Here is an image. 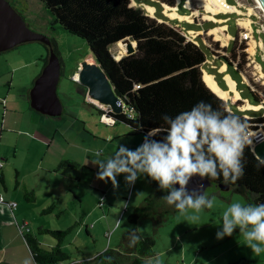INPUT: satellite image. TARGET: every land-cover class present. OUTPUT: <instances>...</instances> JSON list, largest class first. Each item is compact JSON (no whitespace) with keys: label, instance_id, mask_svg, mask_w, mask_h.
<instances>
[{"label":"rangeland","instance_id":"1","mask_svg":"<svg viewBox=\"0 0 264 264\" xmlns=\"http://www.w3.org/2000/svg\"><path fill=\"white\" fill-rule=\"evenodd\" d=\"M6 1L30 30L56 40L58 58L61 60L56 92L62 105V113L53 118L72 122L68 129L73 136L77 132L80 134L82 130L90 132L95 129L103 134H105L104 130L108 129L115 130L113 133L132 132L122 123L108 126L100 122L96 108L85 98L87 92L85 86L72 79V75L79 71L82 64L85 63L87 66L96 64L85 40L67 32L55 23L53 15L41 0ZM154 1L163 5L157 0ZM130 4L144 10L141 5L133 4L132 1ZM160 18L156 19L178 26L187 39L207 49L214 64L244 79L243 84L238 83L239 94L233 95L227 90L224 81L207 74L206 66H201L203 73L219 82L235 111L243 114L245 118L264 116L262 112L264 104V12L258 8L255 0H180V6L177 8L161 6ZM236 37L237 43L234 46ZM126 42H129V39L124 41V45L117 43L110 47V52L116 60L125 55ZM33 46L39 48L34 53L40 54L41 51L43 59L48 55L42 43L33 41L20 44L0 56L21 52V54L18 53L17 58L29 59L33 55ZM242 47L244 50L241 49ZM232 48L235 49L236 55L245 54V64L239 72H236L233 66L228 65L222 57L230 56ZM235 62H238V59H235ZM39 65L42 67L43 61H40ZM31 73L32 68L25 67L16 70L9 77L5 76L6 82L12 81V84L18 86L13 88L15 96H27L32 85L28 86L29 90L26 92V87L22 84H33L35 78L31 82ZM3 78L0 77V80ZM248 88L257 93L261 100H252ZM0 98H5V96ZM16 107L19 108V106ZM263 125L258 124V129L263 130L261 127ZM9 136L14 138L15 134ZM143 138L142 134L134 133L128 136L125 144L120 136L113 141L112 138H108L107 143L101 141L103 138L96 140L90 138L89 142H92L91 149L96 147L94 142L99 147L105 144L104 153L102 149L98 150L102 151L101 156L106 159L114 155L119 144L128 147V144L133 143V147L136 148L143 142ZM96 150L92 152L90 150L88 153L89 168L86 166L83 168V164L76 162L75 159L77 156L82 163L83 153L80 154L79 150L70 146L62 149L64 156L55 162L58 174L42 175L44 180H40L31 173V165L23 169L25 164L22 162L24 156L22 151H17L15 166L13 164L9 166V163H6V168L2 169L6 178L4 185L0 183V192L4 197L6 198L7 195L13 197L18 206L21 203L35 208L31 211L29 208L26 211L28 212V224L32 227L34 234H37V228L40 226L64 230L80 221L64 238L63 250L73 253L70 260L64 264L73 261L80 262L81 253L86 255L96 246L101 249L102 244L105 245L101 251L107 247L115 248L114 245L119 244L117 241L120 240L121 234L130 228H135L142 237H154V250L156 255H160L161 264H264V252L259 256L252 253L238 229L234 230L231 236L216 238V233L220 230L222 223L223 212L234 202L247 204L245 196L231 189L220 193L215 185H209L206 188V194L209 198H214L213 207L199 213L198 220L192 221L188 215H182L176 211L167 215L162 225L153 232L149 218H143L137 224H130L127 221V214L152 191L146 177L138 178L134 184H128L124 174L118 175V187H113L108 180H98L96 178L98 167L93 164L98 159ZM41 152L43 153V150ZM94 152H96L95 155H91ZM62 160L79 164L57 167ZM17 171L23 175L21 183H25V190L15 186ZM26 192H32L36 200L28 202L29 200L24 197ZM49 194L59 196L61 200L58 207L55 206L51 213L43 214L36 208L41 201L46 200ZM118 220L120 227L116 228ZM38 235L41 240L45 238L47 241L55 242V239L48 234Z\"/></svg>","mask_w":264,"mask_h":264},{"label":"trees","instance_id":"2","mask_svg":"<svg viewBox=\"0 0 264 264\" xmlns=\"http://www.w3.org/2000/svg\"><path fill=\"white\" fill-rule=\"evenodd\" d=\"M41 1L53 15L55 23L85 40L96 64L102 68L110 81L115 95L131 110V118L122 113L114 114L115 123L128 126L132 133L145 137L151 129H163L166 127L162 119L164 115L174 117L180 112L190 110L200 101L211 104L213 109H219L226 114L230 111L245 121L249 130L258 129V124H264V116L245 118L243 114L235 111L226 92L214 79L224 81L229 93L238 95V83L245 82L240 75L214 64L208 50L187 39L178 26L157 20L161 19V6L177 8L180 6V0H157L163 5L154 0ZM130 1L141 5L144 10L132 6ZM127 39L135 41V52L127 54L128 51L124 48L125 55L116 60L110 52V47L117 43L124 45ZM236 43L237 37L234 46ZM43 46L47 51L51 48L58 56L55 39L50 38L49 47L44 44ZM241 49L244 50V47ZM47 57L48 55L43 59L44 64ZM222 57L236 72L241 71L245 64V54L236 55L234 48L231 49L230 56ZM235 59H238V62H235ZM59 61L61 63L60 59ZM203 65L206 66V73L214 78L202 72ZM249 93L252 100H261L257 93L250 90ZM262 109L264 112V104ZM261 127L264 130V125ZM251 132L255 135L252 137V144L244 149V175L235 183L225 182L222 176L219 179L206 178L211 182L210 185H215L217 189L218 184L229 185L233 192L245 196L247 204H264V162L257 159L250 149L254 146L256 138H263L264 133L261 130ZM160 135L153 138L159 140ZM66 165L76 164L62 160L57 167ZM146 179L152 191L127 214V221L137 224L139 220L149 218L154 232L162 225L167 215L178 210L162 199L167 193L160 190L156 182L147 177ZM0 183L3 184L1 174ZM221 192L223 190H220ZM204 193L206 194V190ZM219 196L223 197L221 194ZM24 197L29 201L34 199L32 192H26ZM53 208L54 205L51 204L42 209V213H47ZM76 224L78 223L64 230L40 226L37 228V234L28 231L24 237L34 264H59L69 261L70 255L62 249V243ZM133 231L140 237L134 245L130 241V233ZM38 234L50 235L55 239L54 245H40ZM154 246L153 236L142 237L135 228H130L121 234L118 247H107L78 264H146L149 258L156 256ZM70 263L77 264L74 261Z\"/></svg>","mask_w":264,"mask_h":264},{"label":"clouds","instance_id":"3","mask_svg":"<svg viewBox=\"0 0 264 264\" xmlns=\"http://www.w3.org/2000/svg\"><path fill=\"white\" fill-rule=\"evenodd\" d=\"M162 119L166 127L151 129L134 150L119 144L114 155L96 159L93 162L98 167L96 178L118 187V175L124 174L128 184L147 177L167 193L162 199L168 205L196 221L199 213L213 207L214 198H209L200 186L189 191L190 180L222 176L225 182L235 183L244 175V149L252 144L255 134L238 116L213 109L204 101ZM157 135L161 136L159 140L153 138ZM96 155L99 157L101 153ZM119 227L118 220L116 228ZM236 229L252 253L259 256L264 252V204H230L222 214L216 238L231 236ZM139 240L135 231L130 233L132 245ZM146 264H161L160 255L149 258Z\"/></svg>","mask_w":264,"mask_h":264},{"label":"crops","instance_id":"4","mask_svg":"<svg viewBox=\"0 0 264 264\" xmlns=\"http://www.w3.org/2000/svg\"><path fill=\"white\" fill-rule=\"evenodd\" d=\"M33 47L34 48L32 56L34 57L31 56L29 59H24L23 57L17 58L18 55L21 54V52H17L14 55L0 56V77H4L0 80V97L5 96V98H0V174L2 175L3 185L5 184L6 176L4 175L2 169H4L6 163H9V166H12V164L13 166H15L14 164H16L17 151H22V153H24L22 162L25 165L23 169L31 165V173H33L34 176L36 175L37 177H39L40 180H44V177H42V175L58 174V171L55 167V162H58L64 156V152L62 151V149H67L68 146L75 147L80 151V154H84L82 163L81 161H79L77 156H75V159L77 160L76 162H80V164H83V168H89L88 153L90 152V150L92 152L94 149H97L96 151L103 154V147L105 146V144H103L102 147H99L97 146L96 142H94L96 147H94V149H91L92 142H89L90 138L92 140L103 138L101 141L107 143L108 138H112L113 141L120 136L122 137V139H124L123 144H125L128 136L130 134H134L128 131L123 133H113L115 130L112 131L109 129L104 130L105 134H103L95 129V131L90 132L88 130H82L80 134L77 132V134L73 136L72 132H70V129H68L72 122H69L67 120H55V118L53 117H58L59 115L48 116L33 110L29 106V92L27 93V96H15L13 94V88L18 86L12 84V81L6 82L7 80L5 79V76L9 77V75L13 74L16 70H20L21 68L31 67L32 82V80L38 76L40 70L44 66L41 51L40 54L34 53L36 49L39 48H35V46ZM10 50H12V48L0 52V55ZM40 61H43L42 67H40L39 65ZM22 85L26 87L27 92L29 90L28 86H31L32 84ZM16 106H19V108ZM58 121H61V123H58ZM115 125L116 123L111 126ZM11 134H15V137L11 138L9 136ZM130 147H132L133 150L135 149L133 147V143L128 144V148ZM99 148L103 150V153L102 151L98 150ZM41 150H43V153L41 152ZM95 153L96 152L91 153V155H95ZM97 158L104 159V157L101 155ZM76 164L78 165L79 163ZM22 178L23 175L19 171H17L15 186L18 189L21 187V189L25 190V183H21ZM34 179L36 178L34 177ZM0 196L3 198V201L0 202V264H34L30 249L26 243L24 236L28 231L34 234L32 227H30L28 224V212L26 211L29 210V208V211L35 208L33 206L24 205L21 203L18 206L13 197L7 195L5 198L1 192ZM35 200L36 199L34 197L32 201L28 202H33ZM60 200L61 199L59 198V196L49 194L47 195L45 201H41V203L38 204L36 210H41L42 212V209L53 204L54 208L47 212L51 213V211L55 209V206L58 207V203ZM11 202H15L16 205L14 208L9 206V203ZM41 204L47 205L44 206ZM77 223L79 224L80 221ZM86 231L88 232L87 229ZM37 239L40 245H42L43 247H50L54 245V241H47L45 238H42V241L39 235H37ZM104 245L102 244V246L100 247L101 249L96 246L90 251V253H86V255H84V253H81L82 260L94 257L98 252L102 250V248H104ZM118 245H114V247L116 248L118 247ZM69 254L70 257L73 256V253Z\"/></svg>","mask_w":264,"mask_h":264},{"label":"water","instance_id":"5","mask_svg":"<svg viewBox=\"0 0 264 264\" xmlns=\"http://www.w3.org/2000/svg\"><path fill=\"white\" fill-rule=\"evenodd\" d=\"M264 8V0H259ZM36 41L50 46V39L45 35L30 30L22 18L15 12L6 0H0V52L13 48L19 44ZM134 42V44H132ZM126 42L127 54L135 52V41ZM60 61L55 52L48 50L47 61L38 76L34 79L29 90V106L38 113L48 116H58L62 112V105L57 96L56 87L60 76ZM79 82L88 90L89 95L100 103L109 105L114 113H119L124 104L118 98L102 68L95 64H82L78 71ZM257 131L260 129H250ZM264 133V130H261ZM251 151L257 159L264 162V136L256 138ZM211 182L205 177H193L187 188L191 191L200 186L205 192ZM176 187H179L178 185ZM220 190L227 191L230 186L218 184Z\"/></svg>","mask_w":264,"mask_h":264},{"label":"built area","instance_id":"6","mask_svg":"<svg viewBox=\"0 0 264 264\" xmlns=\"http://www.w3.org/2000/svg\"><path fill=\"white\" fill-rule=\"evenodd\" d=\"M72 79L76 80V81H79L78 72H75L72 75ZM85 98L88 100V102H90L91 105H93L96 108L97 112L99 113L100 122H102L103 124L108 125V126H111V125H113L116 122V119L114 117V114H116V113H114L112 111V109H111V107L109 105L100 103L99 101L93 99L89 95L88 90L86 92ZM119 113L124 114L128 118L132 117L131 110H128L126 108L125 104L122 105V110ZM2 201H3V198L0 196V202H2ZM15 205H16L15 202L9 203V206H11L13 208L15 207ZM59 264H64V263H59ZM68 264H71V263H68Z\"/></svg>","mask_w":264,"mask_h":264},{"label":"bare ground","instance_id":"7","mask_svg":"<svg viewBox=\"0 0 264 264\" xmlns=\"http://www.w3.org/2000/svg\"><path fill=\"white\" fill-rule=\"evenodd\" d=\"M255 1L258 4V8L264 12V8H263L262 4L260 3V1L259 0H255Z\"/></svg>","mask_w":264,"mask_h":264}]
</instances>
